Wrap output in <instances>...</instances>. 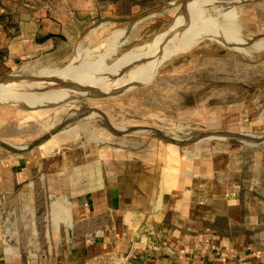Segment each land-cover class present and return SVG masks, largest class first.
Instances as JSON below:
<instances>
[{
	"label": "rangeland",
	"instance_id": "374dc122",
	"mask_svg": "<svg viewBox=\"0 0 264 264\" xmlns=\"http://www.w3.org/2000/svg\"><path fill=\"white\" fill-rule=\"evenodd\" d=\"M98 9L62 57L14 66L0 52V158H135L155 176L165 159L189 169L264 138V0H101ZM16 81L27 85L21 94Z\"/></svg>",
	"mask_w": 264,
	"mask_h": 264
},
{
	"label": "crops",
	"instance_id": "0c3cea01",
	"mask_svg": "<svg viewBox=\"0 0 264 264\" xmlns=\"http://www.w3.org/2000/svg\"><path fill=\"white\" fill-rule=\"evenodd\" d=\"M100 1L0 0L2 60L62 57ZM60 158H0V264H264V139L155 176L135 158Z\"/></svg>",
	"mask_w": 264,
	"mask_h": 264
},
{
	"label": "bare ground",
	"instance_id": "6f19581e",
	"mask_svg": "<svg viewBox=\"0 0 264 264\" xmlns=\"http://www.w3.org/2000/svg\"><path fill=\"white\" fill-rule=\"evenodd\" d=\"M204 19H205V18H204ZM206 25H207V24H206ZM208 26H209V25H208ZM202 28H203V27H202ZM200 30H201V28H200ZM200 30H193V32H196V33H188V32L186 33L187 35H192V36H186V37H184L185 34H184V35L182 34V35H180L178 38H179V40H182L183 43H189L190 40H192L191 37H193V35L195 36V35H199V34H200V32H199ZM204 30H205V29H204ZM208 30H209V29H208ZM213 30H214V29H213ZM205 31H206V30H205ZM190 32H191V31H190ZM207 32H208V31H207ZM178 38H177V39H178ZM193 38H194V37H193ZM175 39H176V38H175ZM198 39H199V38H198ZM166 45H167V44H166ZM178 47H179V46H178ZM178 47H177V49H178ZM159 49H160V48H159ZM173 50H175V48H174ZM145 52H146V51H145ZM157 52H158V50H157ZM157 52H156V53H157ZM173 52H174V51H173ZM84 53H85V52H84ZM170 54H171V52H170ZM162 55H163V54H162ZM162 55H160V56H162ZM156 56H157V55H156ZM156 56H155V57H156ZM155 57H154V58H155ZM144 59H145V58H144ZM152 59H153V58H152ZM156 60H157V59H156ZM156 60H153V61H156ZM160 60H161V58H160ZM145 61H146V59H145ZM73 62H74V61H73ZM140 64H141V63H140ZM73 78H74V77H73ZM91 78H92V77H91ZM19 80H22V79L19 78ZM11 81H13V80H11ZM70 81H71V80H70ZM22 82H23V81H22ZM22 82H21V83H22ZM12 83H13V82H12ZM21 83L18 82V81H16V82L13 83V85H15L16 88H20V87H21V90H20V89H19V90L17 89L18 91H20V92H17V93H20V94H21V92L25 91L24 89L27 88V87H26L27 85L25 86L24 83H23V86H21V85H22ZM48 83H49V82L46 83V86L48 85ZM24 86H25V87H24ZM35 86H36V85H35ZM39 86H40V87H43V85H39ZM16 88H15V89H16ZM30 88L32 89V91L35 89V88H32V87H29L28 89H30ZM30 91H31V90H30ZM30 91H29V92H30ZM13 93H14V92H13ZM60 93H62V92H60ZM74 94H75V93H74ZM0 95H1V94H0ZM74 96L77 97L78 95H74ZM4 97H5V96H4ZM11 97H12V96H11ZM11 97H10V98H11ZM32 99H33V98H32ZM37 99L39 100V98H37ZM87 112H89V111H87ZM87 112H86V113H87ZM211 137H212V136H211ZM213 137H215V136H213ZM216 137H217V136H216Z\"/></svg>",
	"mask_w": 264,
	"mask_h": 264
},
{
	"label": "water",
	"instance_id": "95a60500",
	"mask_svg": "<svg viewBox=\"0 0 264 264\" xmlns=\"http://www.w3.org/2000/svg\"><path fill=\"white\" fill-rule=\"evenodd\" d=\"M148 14V12L147 13H144V14H142V15H139V16H137V17H144V16H146ZM136 18V17H135ZM135 18H133V20L132 21H135ZM49 82H51V84L52 85H57V87L59 86V81H57V80H49ZM47 87H50V86H47ZM46 88V87H45ZM112 129H113V131L116 133V134H120V132L118 131V130H116L114 127H111ZM214 136V135H213ZM264 138H262V140H263ZM257 141H260V140H257ZM2 143V142H1ZM113 196H114V203H115V207L116 208H122L123 207V196H124V194H123V191L122 190H114L113 192ZM119 197H120V199H119Z\"/></svg>",
	"mask_w": 264,
	"mask_h": 264
}]
</instances>
